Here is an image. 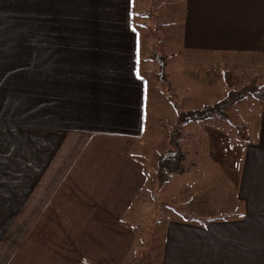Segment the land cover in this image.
<instances>
[{
  "label": "crops",
  "instance_id": "obj_1",
  "mask_svg": "<svg viewBox=\"0 0 264 264\" xmlns=\"http://www.w3.org/2000/svg\"><path fill=\"white\" fill-rule=\"evenodd\" d=\"M110 2L0 0V264L132 255L126 219L148 182L133 154L146 95L139 71L153 50L133 24L139 0ZM183 43L203 60L201 74L210 65L234 83L240 71L260 81L264 0H185ZM258 136L241 168L243 200L228 216L170 220L162 264H264V201L246 197L251 186L264 193V128Z\"/></svg>",
  "mask_w": 264,
  "mask_h": 264
},
{
  "label": "rangeland",
  "instance_id": "obj_2",
  "mask_svg": "<svg viewBox=\"0 0 264 264\" xmlns=\"http://www.w3.org/2000/svg\"><path fill=\"white\" fill-rule=\"evenodd\" d=\"M133 7L138 13L133 24L144 26V41L148 31L153 61L149 55L148 71H139L146 82V95L143 126L133 154L143 162L148 182L126 219L136 233V243L125 264H162L170 220L197 212L201 216H228L232 213L228 206L243 200L241 168L247 148L261 138L258 134L264 128V101L248 95L226 110V119L212 115L180 122L181 112L220 101L229 87L223 73H211L213 67L207 65L206 74H201L203 60L184 54L185 0H139ZM159 55L168 62L164 69ZM190 60L194 61L192 65ZM241 74L236 76L235 89L250 80L244 81L246 77ZM259 82L264 83V76ZM178 122L184 171L170 172L162 181L159 160L174 149L169 139ZM251 183L257 184V179ZM262 189L260 185L251 186L245 194L248 201H264ZM193 204H197V211ZM78 264L99 263L83 258Z\"/></svg>",
  "mask_w": 264,
  "mask_h": 264
},
{
  "label": "trees",
  "instance_id": "obj_3",
  "mask_svg": "<svg viewBox=\"0 0 264 264\" xmlns=\"http://www.w3.org/2000/svg\"><path fill=\"white\" fill-rule=\"evenodd\" d=\"M158 58L163 61V56L159 55ZM224 79L229 87L224 98L214 104L205 105L200 109H191L181 112L179 114V121L204 120L212 115H218L219 117L226 119L228 117L226 110L236 102L246 98L248 95H252L256 99L264 101V83H260L256 75L248 82H245L240 89L234 88V75L230 70L224 72ZM180 133L181 131L177 124L174 126L170 135V142L174 149L160 157L158 170L160 174H162V181L168 179V173L170 172L184 171V152L179 147Z\"/></svg>",
  "mask_w": 264,
  "mask_h": 264
}]
</instances>
